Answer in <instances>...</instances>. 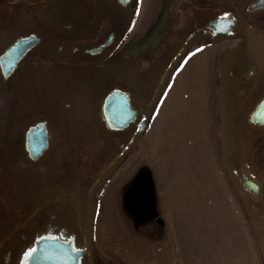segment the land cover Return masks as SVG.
<instances>
[{
    "label": "rangeland",
    "instance_id": "374dc122",
    "mask_svg": "<svg viewBox=\"0 0 264 264\" xmlns=\"http://www.w3.org/2000/svg\"><path fill=\"white\" fill-rule=\"evenodd\" d=\"M139 1L123 43L127 53L120 57L129 71L139 57L134 55L135 49L142 47L141 81L137 73L122 76L121 86L130 93L137 83L147 90L144 78L150 80L149 72L156 68L152 48L158 44L161 48L179 47L182 37L204 26V16L214 13L202 9L208 4L200 0ZM173 18L177 19L168 34ZM194 41L185 56L201 53L188 63L186 59L182 68L171 74L157 105L152 101L144 104L146 127L139 136L133 132L115 140L98 119L85 122L62 112L65 86L74 84L78 90L74 101L85 102L95 87L104 86L105 80V86L109 85L113 75L65 77L58 89L37 75L20 79L15 87L11 81L0 84V118L6 121L11 116L9 131L15 138L21 128L44 118L68 129L67 134L54 137L67 151L60 179L71 182L77 177L82 186L93 184L96 188L94 210L91 213L81 205L78 215L95 264H264L257 232L263 223L249 215L229 169L221 163L218 147L216 80L232 41ZM18 89L22 94L13 98L12 92ZM156 111L160 112V127L152 135L150 118ZM82 126L94 131L76 132ZM121 142L124 157L120 163L113 162V152ZM166 147L167 153H163ZM135 163L138 172L133 174Z\"/></svg>",
    "mask_w": 264,
    "mask_h": 264
},
{
    "label": "flooded vegetation",
    "instance_id": "af4514ba",
    "mask_svg": "<svg viewBox=\"0 0 264 264\" xmlns=\"http://www.w3.org/2000/svg\"><path fill=\"white\" fill-rule=\"evenodd\" d=\"M200 1L208 4L202 9L214 13L204 16V26L182 37L179 47L161 48L158 44L152 48L156 68L149 72L150 80L144 78L147 90L140 89L137 83L134 93H130L121 86L122 76L137 73L141 81L142 47L135 49L134 55L139 57L129 71L120 57L127 53L123 43L134 13L139 10V0H0V84L11 81L15 87L20 79L37 75L49 87L58 89L65 77L113 75L109 85L105 86V80L104 86L95 87L85 102L74 101L78 91L74 84L65 86L62 112L85 122L98 119L115 140L125 139L145 120L144 104L148 101L158 104L161 89L169 85L171 74L182 68L191 40L212 39L213 32L206 28L207 23L229 18L232 27L227 40L233 46L220 64L214 97L218 147L221 163L229 169L249 215L255 222L263 223L257 232L264 249V0ZM176 19L173 18L168 34ZM22 40L28 46L23 53L14 48ZM2 70H12V74L4 79ZM18 92L19 89L12 92L13 98ZM111 92L125 94L136 113L135 121L121 131L109 129L103 115V103ZM2 117L0 264H19L24 253L41 238L69 241L71 249L84 251L79 264H95L78 215L81 205L89 212L94 210L92 196L96 188L93 184L82 186L77 177L71 182L60 179L61 162L67 151L55 143L54 137L67 134L68 129L51 125L44 118L21 128L15 138L9 131L11 116L6 121ZM38 125L44 126L47 144L41 129L39 144L30 143L28 149L26 134ZM93 131L83 127L76 132ZM117 148L112 161L120 163L125 145L121 142ZM65 189L68 190L64 195Z\"/></svg>",
    "mask_w": 264,
    "mask_h": 264
},
{
    "label": "water",
    "instance_id": "95a60500",
    "mask_svg": "<svg viewBox=\"0 0 264 264\" xmlns=\"http://www.w3.org/2000/svg\"><path fill=\"white\" fill-rule=\"evenodd\" d=\"M122 1L124 2V0ZM231 27V20L229 18L210 21L206 25V28L213 32L212 40L214 42L227 40L229 38V33L231 32ZM26 42L24 40L19 41L17 44H15L14 48L23 53L26 48H28V46L26 47L25 45ZM1 74L3 75L4 79H7L9 75L12 74V70H2ZM102 110L108 128L113 131L124 130L130 123L134 122L136 118V113L130 108L128 97L125 94H119L118 92H111L107 96L103 103ZM145 127L146 119L143 120L138 126L136 136L141 135L144 132ZM41 129H43L42 138L44 139L45 134L43 125H38L31 128V130L26 134V144L28 149L30 143L36 145L39 144V130L41 131ZM44 144H47L45 139ZM35 158H37V156H35L34 159ZM62 237L65 238L66 235L64 234ZM32 248H35L36 251L27 261V264H79V260L84 254L83 250H77L75 255H73L70 242L61 241L58 238H41L35 241ZM89 250L91 251V247ZM19 264H25L24 255L22 256Z\"/></svg>",
    "mask_w": 264,
    "mask_h": 264
},
{
    "label": "crops",
    "instance_id": "0c3cea01",
    "mask_svg": "<svg viewBox=\"0 0 264 264\" xmlns=\"http://www.w3.org/2000/svg\"><path fill=\"white\" fill-rule=\"evenodd\" d=\"M208 50V49H207ZM211 50H209V52H210ZM201 52L200 51H198V52H194V53H191L186 59H187V63L189 62V61H191L192 59H194V58H197L198 56H199V54H200ZM187 66H189V65H185L184 66V68H186ZM187 72H188V70H187ZM186 72V73H187ZM160 112H158V111H156V112H154V114L151 116V118H150V122H151V130H150V132L152 133V135H153V132L155 133V135L158 133V130H159V127H160V114H159ZM162 128H163V133H165L166 131H167V125L166 124H164L163 123V126H162ZM164 136H166V133L164 134ZM157 142V141H156ZM156 145H157V143H156ZM159 146V145H158ZM157 146V148L159 149L160 148V146L158 147ZM167 153V147L166 148H164L163 149V153ZM124 166H126V165H124ZM133 166H135V170L133 171V174H136V172H138L136 169H138V167H137V164L135 163V165H133ZM132 166V167H133ZM155 167H157V166H155ZM121 169H123V168H121ZM156 170H157V172H158V169L156 168ZM158 175V174H157ZM127 178V177H126ZM129 183V179H126L125 180V184H128Z\"/></svg>",
    "mask_w": 264,
    "mask_h": 264
},
{
    "label": "snow or ice",
    "instance_id": "6c2138e0",
    "mask_svg": "<svg viewBox=\"0 0 264 264\" xmlns=\"http://www.w3.org/2000/svg\"><path fill=\"white\" fill-rule=\"evenodd\" d=\"M36 251L35 248H30L25 254H24V261L25 264H27V261L32 257L33 253ZM77 252L76 249H72V254L75 255Z\"/></svg>",
    "mask_w": 264,
    "mask_h": 264
}]
</instances>
